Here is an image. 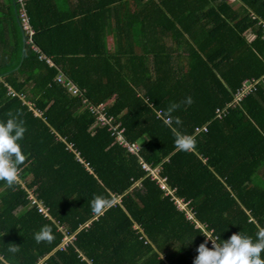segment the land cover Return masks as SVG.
Wrapping results in <instances>:
<instances>
[{
	"label": "trees",
	"instance_id": "obj_1",
	"mask_svg": "<svg viewBox=\"0 0 264 264\" xmlns=\"http://www.w3.org/2000/svg\"><path fill=\"white\" fill-rule=\"evenodd\" d=\"M237 2L86 0L67 12L55 0H25L34 33L21 60L20 3L0 1V120L12 114L26 127L17 179L0 181V264H193L205 233L141 160L161 165L219 242L239 232L256 239L264 228V0ZM82 98L105 103L138 153ZM176 132L194 135L191 149L176 148ZM97 195L106 199L100 213L90 204ZM45 225L53 238L37 242ZM65 234L74 238L59 248Z\"/></svg>",
	"mask_w": 264,
	"mask_h": 264
},
{
	"label": "clouds",
	"instance_id": "obj_2",
	"mask_svg": "<svg viewBox=\"0 0 264 264\" xmlns=\"http://www.w3.org/2000/svg\"><path fill=\"white\" fill-rule=\"evenodd\" d=\"M17 1L19 2V0ZM23 1L25 7V0ZM20 8L18 10V18L21 23ZM25 36L27 38L26 33ZM186 102L192 103V98L190 96L187 97ZM178 106V104L170 105L167 112L169 114L172 113ZM172 119L173 117L169 115L164 120V123L167 125ZM174 119L176 124L180 123L179 117ZM25 132V123L17 116L9 114L7 119L0 120V181H5L9 186L13 185L17 179V164L25 159L19 143L23 139ZM174 143L180 151H188L193 146L192 138L179 132L175 134ZM90 204L94 213H100L106 204V199L97 195L93 197ZM33 235L37 242L51 241L53 238L47 225L42 226ZM204 235L206 240L197 247L196 251L198 254L194 258L193 264H264V258L261 257V253L264 251V228L258 230L256 239L241 232L232 234L222 242H219V238L211 232ZM209 240L212 243L211 247L207 246ZM10 251L15 252L17 249L12 248Z\"/></svg>",
	"mask_w": 264,
	"mask_h": 264
},
{
	"label": "built area",
	"instance_id": "obj_3",
	"mask_svg": "<svg viewBox=\"0 0 264 264\" xmlns=\"http://www.w3.org/2000/svg\"><path fill=\"white\" fill-rule=\"evenodd\" d=\"M19 2L21 4L20 20H21V23L23 25L24 31H25L28 39L31 41V36L34 33V30L29 23V19H28V16L26 14L25 7H24V1L19 0ZM34 48H36V47L34 46ZM41 57H45V55H41ZM47 61L49 63H51V60L49 58H47ZM57 80H59L60 82H64L67 85V89L71 93L80 94V91H79L78 87L76 86V84H74L69 79L65 80V78L62 74H59L57 76ZM250 86H251L250 82L249 83L245 82L244 86L235 93L234 98H233V103H236L243 96H245V93L247 92V90ZM82 101H83L84 105L87 108H89L95 114L96 119H97L99 124H107V125H109L110 129L114 130L112 132V134L114 135L115 140L119 141V143L121 145L125 146L128 149V151H130L131 153H135V154L138 153L139 147H138L137 143L136 142H129L123 138V135H122L123 128L118 129V126L120 125V123L110 124L112 122V117L109 116L108 113L104 110L105 103H100V104L95 106L92 103H90L86 98H82ZM26 103L29 104L30 106L32 105L30 103V101H27ZM230 104L231 103H229L228 105H230ZM216 112L218 113V115L220 114L219 109H217ZM36 113H38V112L36 111ZM157 116H159V117L162 116V118L164 120L168 118L165 115H163V113L160 109L157 110ZM200 130H201V128H197V132ZM189 136L192 138V141H193L194 135L192 134ZM69 147H70V145H69ZM141 167L146 171L145 176H148L150 179L154 180L157 183V185L164 191V195H169L170 198L176 204L177 208H179L180 210H183L185 212V216L187 219L193 221L195 223L196 227H200L202 229L203 233L206 234L208 232H212V230L206 229V225H204L202 222L198 221V219L195 217L194 212L192 211L191 207L188 206V201H186L183 198L178 197L176 195V193H175L176 188L169 186V184L167 183V177L161 173V165L160 164H149L146 161L141 160ZM27 197L30 200L31 204H33L36 207V209L39 213H41L45 217H48V218L51 217L49 214L48 206L43 202L42 199L38 198L34 194L33 191H31V190L28 191ZM73 238H74V235L65 234L62 242L59 245V248H64L67 245V243H69L73 240ZM210 244H212L211 241H210Z\"/></svg>",
	"mask_w": 264,
	"mask_h": 264
},
{
	"label": "crops",
	"instance_id": "obj_4",
	"mask_svg": "<svg viewBox=\"0 0 264 264\" xmlns=\"http://www.w3.org/2000/svg\"><path fill=\"white\" fill-rule=\"evenodd\" d=\"M1 2H6L7 0H0ZM86 0H55V4L58 6V9H63L67 12H75L77 9L82 8L84 5H87ZM233 8H236L238 6V2L236 3V0H230ZM81 3V4H80ZM109 39H111L112 43V38L110 36H108V44L109 43Z\"/></svg>",
	"mask_w": 264,
	"mask_h": 264
},
{
	"label": "water",
	"instance_id": "obj_5",
	"mask_svg": "<svg viewBox=\"0 0 264 264\" xmlns=\"http://www.w3.org/2000/svg\"><path fill=\"white\" fill-rule=\"evenodd\" d=\"M13 4L15 5V1H13ZM17 19H18V24H19V28H20V31H21V35H22V52H21V60L23 58V54H24V48H25V43H26V36H25V33H24V30L22 28V25L21 23L19 22V18L17 16ZM17 68V67H15ZM2 76V74H0V77Z\"/></svg>",
	"mask_w": 264,
	"mask_h": 264
},
{
	"label": "rangeland",
	"instance_id": "obj_6",
	"mask_svg": "<svg viewBox=\"0 0 264 264\" xmlns=\"http://www.w3.org/2000/svg\"><path fill=\"white\" fill-rule=\"evenodd\" d=\"M111 42V39H109V43ZM110 44H112V43H110Z\"/></svg>",
	"mask_w": 264,
	"mask_h": 264
}]
</instances>
